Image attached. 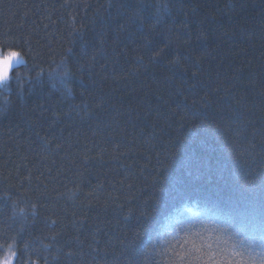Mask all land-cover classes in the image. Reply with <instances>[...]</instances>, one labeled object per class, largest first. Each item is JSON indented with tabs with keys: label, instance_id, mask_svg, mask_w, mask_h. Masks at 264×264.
I'll return each instance as SVG.
<instances>
[{
	"label": "trees",
	"instance_id": "trees-1",
	"mask_svg": "<svg viewBox=\"0 0 264 264\" xmlns=\"http://www.w3.org/2000/svg\"><path fill=\"white\" fill-rule=\"evenodd\" d=\"M0 49V264L259 259L264 0H0Z\"/></svg>",
	"mask_w": 264,
	"mask_h": 264
},
{
	"label": "snow or ice",
	"instance_id": "snow-or-ice-1",
	"mask_svg": "<svg viewBox=\"0 0 264 264\" xmlns=\"http://www.w3.org/2000/svg\"><path fill=\"white\" fill-rule=\"evenodd\" d=\"M19 58L20 55L16 56L11 62L8 72L0 77V85L7 86L10 79L11 65ZM261 179L264 182V177ZM136 238L139 239L138 233ZM15 255V252H10L5 257L4 264H12V257ZM257 256L261 261H264V247L257 253ZM175 257L171 264H255L256 260V257L246 248L238 247L235 244L227 246L226 242L225 246L222 247L219 242L214 244L202 236H199L198 239L185 238L180 243V250L175 252Z\"/></svg>",
	"mask_w": 264,
	"mask_h": 264
},
{
	"label": "clouds",
	"instance_id": "clouds-1",
	"mask_svg": "<svg viewBox=\"0 0 264 264\" xmlns=\"http://www.w3.org/2000/svg\"><path fill=\"white\" fill-rule=\"evenodd\" d=\"M18 55H21L18 51H9L7 55H0V77L8 72L11 62ZM255 264H264V261L256 259Z\"/></svg>",
	"mask_w": 264,
	"mask_h": 264
},
{
	"label": "rangeland",
	"instance_id": "rangeland-1",
	"mask_svg": "<svg viewBox=\"0 0 264 264\" xmlns=\"http://www.w3.org/2000/svg\"><path fill=\"white\" fill-rule=\"evenodd\" d=\"M7 53L8 52H2V50L0 49V55H7ZM24 61H25V58L23 57V55H20V58L12 63L10 74H11L12 68L14 66L20 65V64L24 63ZM1 86L2 85H0V88H1Z\"/></svg>",
	"mask_w": 264,
	"mask_h": 264
}]
</instances>
